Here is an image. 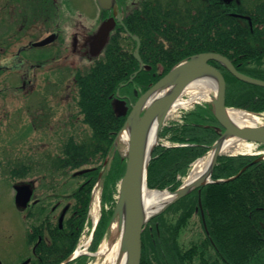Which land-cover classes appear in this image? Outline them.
Returning a JSON list of instances; mask_svg holds the SVG:
<instances>
[{
	"label": "trees",
	"instance_id": "trees-1",
	"mask_svg": "<svg viewBox=\"0 0 264 264\" xmlns=\"http://www.w3.org/2000/svg\"><path fill=\"white\" fill-rule=\"evenodd\" d=\"M120 3L126 14L125 28L140 38L139 55L148 66L139 70L133 49L124 40H130L132 46L135 43L118 27L103 55L90 66L76 70L77 101L91 133L79 143L67 145L59 166L92 167L82 173L72 194L74 233L65 237L62 229L51 237L50 243L39 246L38 264H57L75 247L86 217L90 189L102 166L95 161L114 152L113 140L125 120V114L115 108L118 95L136 90L132 94L136 99L176 63L208 51L227 56L237 70L264 80V68L259 67L264 58V0ZM213 63L226 80L227 106L264 111V87L239 80L222 65ZM252 63L257 67L250 66ZM222 131L210 104L183 112L180 121L170 123L162 131L180 144H159L154 148L147 166V186L175 190L190 164L208 150ZM105 165V207L92 251L108 234L117 184L125 168L124 159L116 153ZM242 168L245 169L237 174ZM212 178L227 179L192 190L148 222L141 235L140 264H264V160L254 161L249 155L219 156ZM185 233L186 239L181 237ZM87 260L88 256H79L66 264H85Z\"/></svg>",
	"mask_w": 264,
	"mask_h": 264
},
{
	"label": "rangeland",
	"instance_id": "rangeland-1",
	"mask_svg": "<svg viewBox=\"0 0 264 264\" xmlns=\"http://www.w3.org/2000/svg\"><path fill=\"white\" fill-rule=\"evenodd\" d=\"M238 1L241 0H234L235 3ZM248 1L253 2V0ZM61 11L62 34L66 39V44L69 43L70 46L71 35L74 36L77 33V37L74 42V52L70 50L71 54H68V57L62 61V65H65V68H63L65 77H63V74L62 79L56 73L47 74L50 79H61V90L67 95V104L64 102L62 106H58L54 116V121L60 122L59 125L56 126L55 130L46 128L36 130L31 124H25L26 115L24 109L36 108L39 102H45L46 96L53 90L51 89L52 84L43 86L42 91L35 93L30 99L21 96L10 100L4 96L5 93L0 94V113H5V108L8 107L12 115L7 126L4 115L0 119V264H38L37 256L31 252L34 238L30 241L26 236V230L30 228V224H28V220L24 219L25 210H21L24 205L21 201H16L15 199L16 188L24 186L23 183H28V187L25 189L30 188L32 193L33 191L35 192L31 196L30 202L38 200L40 202L36 207L40 204L47 206L43 207L42 216L48 214V210L50 213V205L52 203H58L52 215L56 217L55 221H60V213H62V218L70 214L71 206L74 202V199L71 198V192L82 180L78 175L89 170L87 168L92 166L85 164L74 169L63 168L59 166V159L63 156L68 144L79 143L91 133L90 126L83 121V115L80 112L77 101V86L74 88V83H72L71 89L68 83L65 89V85L66 81L71 77L70 74L73 73L72 68L74 71L76 69L82 70L92 64L83 45L86 37L94 31L101 21L100 8L96 0H61ZM124 44L130 50L134 47L130 40L125 39ZM30 53L37 55L34 49L26 51V55ZM1 59L6 62L4 57H1ZM250 66L257 67L254 63ZM262 67H264V60ZM0 81L8 83L9 77L2 76ZM198 85V89H194V87L186 89L183 94L185 95L184 98L186 99V96L192 94L191 89L196 90V92L205 90L212 95L216 94L213 81H208L206 87H204L203 82H199ZM71 92L74 108L72 107V113L70 114L68 99H71ZM193 92L196 93L195 91ZM70 117H72V122L74 121L73 118L76 119L72 124L71 120L68 121ZM172 117L169 118V121ZM261 120L264 123V114ZM238 146V148L235 147V151L223 152L221 155L237 153L238 150L245 152L255 148L254 144L247 142H241ZM120 147L122 150L124 149L122 143ZM210 151L208 150L204 156H207ZM95 162L100 163L101 160H96ZM12 169L13 172L10 173ZM76 169L77 176L73 177L72 172ZM26 202L27 200H25L24 204ZM166 216H169L167 212ZM187 234L185 233L181 237L186 239ZM118 243H120V234L110 240L109 233L108 237L100 242L97 250L92 254L93 258H89L86 264H112Z\"/></svg>",
	"mask_w": 264,
	"mask_h": 264
},
{
	"label": "water",
	"instance_id": "water-1",
	"mask_svg": "<svg viewBox=\"0 0 264 264\" xmlns=\"http://www.w3.org/2000/svg\"><path fill=\"white\" fill-rule=\"evenodd\" d=\"M97 1L101 8H112L114 16L102 20L96 30L88 36L86 44L87 53L90 58H96L102 53L116 23L119 22L123 25L121 14L117 4L113 0ZM127 33L136 41L134 57L140 64L139 69H142L144 64L139 56V37L132 35L130 32ZM212 60L220 63L239 80L264 87V80L238 71L227 56L212 51L200 52L173 66L131 104V109L127 113L120 130V133L124 130L128 131L127 149L124 154L126 162L123 175L119 180L117 199L110 221V224L117 221V226L121 230L120 249L126 253L125 264H140L142 247L141 233L144 226L153 216L163 211L167 206L192 189L209 182L208 179L212 174L220 154V142L223 139L237 138L264 144V124L240 126L229 117L227 110L230 108H227L225 105L226 81L222 72L210 63ZM201 78L211 80L215 84L216 94L211 100L212 111L214 117L224 128L221 136L211 146V149L214 151V156L208 170V176L207 178L201 176L189 184L184 183L178 189L170 191V194H173L170 199L158 210L146 215L143 206V187L146 186L147 165L151 153L157 145V142H155L148 150L147 135L149 128L157 118L158 135L166 114L177 97L190 83ZM157 93L161 94L156 95ZM115 108L119 114H125L126 112V108L120 101H117ZM117 141L118 138L114 142L116 147ZM244 169L242 168L240 172ZM216 181H221V179ZM25 188L26 186L17 187V199L21 195L28 196V191ZM71 258L70 256L66 261Z\"/></svg>",
	"mask_w": 264,
	"mask_h": 264
},
{
	"label": "flooded vegetation",
	"instance_id": "flooded-vegetation-1",
	"mask_svg": "<svg viewBox=\"0 0 264 264\" xmlns=\"http://www.w3.org/2000/svg\"><path fill=\"white\" fill-rule=\"evenodd\" d=\"M116 2L124 18L126 14L120 3L122 0H116ZM112 16V8L100 10L101 20ZM61 17V0H0V78L9 77L8 83L0 81V94L5 93L4 96L10 100L21 96L30 99L35 93L41 92L43 86L52 84L51 89L53 90L48 93L45 102H39L36 108L24 109L25 124H31L36 130L44 128L55 130L60 123L54 121L57 108L64 102L67 104V95L61 90L62 74L65 77L63 72L65 65H62V61L68 57V54H71L70 50L74 52L77 33L74 36L71 35L70 46L69 43L66 44V39L62 34ZM118 27L117 24L115 28ZM33 49L36 50L37 55L33 53L26 55L27 50ZM103 51L105 52V47ZM1 57H4L6 62H3ZM54 73L61 79H50L47 75ZM70 76L66 81L65 89L68 83L71 89L72 83H74V88L76 86L75 73L73 72ZM133 93L134 90L129 89L123 94L128 104L134 100ZM70 96L68 104L71 114L72 107L74 108L72 92ZM5 111V113H0V119L4 115L7 126L12 115L8 107ZM71 119L72 117L68 121ZM73 119L71 124L76 120ZM34 201L27 206L26 213L23 215L30 224V228L26 230V236L28 239L34 238L31 252L38 257L35 252L36 248L50 243L51 237L60 233L62 229L65 231V237L72 235L74 221L71 220L73 209L69 216L63 218V221L61 219L55 221L56 217L52 214L58 203L50 205L51 214L48 210V214L42 216L43 209L47 206L40 204L36 207L40 201ZM59 216H62V213Z\"/></svg>",
	"mask_w": 264,
	"mask_h": 264
},
{
	"label": "bare ground",
	"instance_id": "bare-ground-1",
	"mask_svg": "<svg viewBox=\"0 0 264 264\" xmlns=\"http://www.w3.org/2000/svg\"><path fill=\"white\" fill-rule=\"evenodd\" d=\"M260 66L261 68H264L262 67V64ZM193 87L194 89H198L199 88L198 83L194 84ZM193 91L196 92V90H193ZM159 94L157 93L156 95H159ZM198 95L201 96V93H199ZM178 103L181 105H184L183 102L181 101ZM227 113L229 117L231 118V120L240 126L254 125V124L259 123V120H260L259 116H257L254 113H251V112L246 113V112H243L237 109L235 110L228 109ZM169 115L172 116V114L170 113ZM157 129H158V119L156 118L154 122L152 123V125L150 126L149 132L147 135L148 150L158 140ZM125 131L126 132H123L124 134L122 135V139L124 141H127L128 131L127 130ZM216 140L217 138L214 139L212 143H214ZM167 142L170 143V146L180 144L176 141L169 139L168 134H164L162 137V143L160 145H163ZM239 144H241V142L240 141L237 142V140H235L234 138L223 139L220 142V152L222 153V152L235 151L236 150L235 147H237ZM213 156H214V151L211 150L207 156L197 159L194 162V165L188 177L184 178V183L189 184L190 182L195 181L197 178H200L201 176L207 178L208 170L212 163ZM142 195H143V206H144L145 214L149 215L153 213L154 211L158 210L163 204H165L173 194H170V191L168 190L149 189L147 186H144ZM120 231L121 230L117 226V221L113 222V224L111 225V230H110V240H112L115 236L119 235ZM116 248L117 249L115 252V256L112 259V264H125L126 263V253L120 249V243L116 245Z\"/></svg>",
	"mask_w": 264,
	"mask_h": 264
}]
</instances>
